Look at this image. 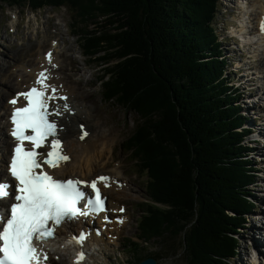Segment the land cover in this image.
Listing matches in <instances>:
<instances>
[{
    "label": "trees",
    "instance_id": "trees-1",
    "mask_svg": "<svg viewBox=\"0 0 264 264\" xmlns=\"http://www.w3.org/2000/svg\"><path fill=\"white\" fill-rule=\"evenodd\" d=\"M29 1L67 4L84 53L100 67L110 56L120 60L96 79L105 103L137 119L127 152L148 175L152 202L164 207L144 205V236L187 264H230L232 235L253 211L245 188L253 175L209 26L218 1L208 0L199 17L200 0ZM115 46L118 54L107 51Z\"/></svg>",
    "mask_w": 264,
    "mask_h": 264
},
{
    "label": "snow or ice",
    "instance_id": "snow-or-ice-1",
    "mask_svg": "<svg viewBox=\"0 0 264 264\" xmlns=\"http://www.w3.org/2000/svg\"><path fill=\"white\" fill-rule=\"evenodd\" d=\"M261 28L264 30V24ZM38 75L36 84L40 87L33 86L9 101L15 106L19 98L23 97L26 106L14 107L10 117L13 125L11 135L17 144L13 148L8 169L18 183L15 202L6 209L9 212L7 218L0 211V264H41V255L45 261L48 257L47 253L38 250L37 244L55 239V233L64 223L107 211L106 200L98 184L102 182L109 186L108 177L101 176L91 182L72 179L57 181L44 171L45 164L56 168L70 160L63 152L57 124L49 119L50 116L61 114L59 107L49 111V103L67 100V97L57 95V89L46 83L48 77L45 73ZM64 110L70 111L67 104ZM50 137L51 151L46 155L39 153L37 149L42 148ZM25 142L32 145L30 150L24 147ZM40 156H44L43 160L39 159ZM11 187L6 182H0V200L10 195ZM83 187L90 188L91 194L82 190ZM81 201H85L83 208L79 207ZM120 211L123 212V209ZM118 222L123 223V220ZM89 235L83 230L79 236L69 235L68 239L78 248L74 264H83L85 261L83 244Z\"/></svg>",
    "mask_w": 264,
    "mask_h": 264
},
{
    "label": "rangeland",
    "instance_id": "rangeland-1",
    "mask_svg": "<svg viewBox=\"0 0 264 264\" xmlns=\"http://www.w3.org/2000/svg\"><path fill=\"white\" fill-rule=\"evenodd\" d=\"M207 1L208 0H200L198 3H201V5H199L198 3L196 4V6H199L197 13H196L198 15V17L204 15L205 10H206L205 4L207 3ZM242 1L244 3V0H219V7L217 10L216 20L219 23L220 29H221L222 25H224V26H239L241 23V20L247 19V16H245L244 18L242 17V14L240 13V11L236 7L237 4L241 5ZM245 2L247 3L248 6L249 5L250 6L246 7L247 9H245V11H244L243 4L241 5V8L243 9V12H245V14L247 13V15H248V13H250V11H252V8H251L252 4H251L250 0H245ZM258 6H259V4L257 6H254V8L258 7ZM51 10H52L51 8H44L42 10L37 11L36 13H37L38 23H39V20H44L46 16L50 17V11ZM255 10H258V8ZM250 19H251V17H250ZM2 26L0 25V43L6 42L8 44L9 38L4 39L5 38L4 31L5 30ZM36 26H37V22H35V19H32L30 22V30L34 31ZM21 31H22V27L19 26L17 28V32L22 33ZM237 33L242 34L244 44L249 45L252 48L251 44H253V43L248 40L249 37L252 36V34H245V31L242 28ZM9 37H12V36H9ZM67 38H70L71 42H68L69 47H71L70 53L73 56L75 63L79 67H81V73L83 74V79L86 80L91 85V88L89 89V91L85 90L82 87V94H83V96H85L89 100L91 98H93V100L90 101V104L98 107V110L101 113V117L99 118L100 122L98 124H99V127H101L103 125L102 128L104 129L100 132V134H97V135H99L97 137L98 140L100 137V141L98 142L100 144H98L96 142L98 144L96 149L101 151L100 152L101 154L97 153V155L99 154V156L97 157V162L93 163L94 167L91 165H88V166H86V168H84V166H83V167H81L82 168V170H81V169H79V167L82 164L75 163L73 168H71L69 170V172L76 173L78 175H83V176H88L90 174L94 175L96 172L97 163L99 162V165H100L98 167V169L99 168L102 169L103 164L106 163V162L105 163L103 162L105 160H109V161L120 160L121 162L126 164V167H125L126 178L129 179L132 183H135L136 188L141 191V193L133 192V195L126 197V201H128L127 204H132V207L130 208L132 216L129 219V223L127 224V228L123 232V235H124V237H130V235L136 234L134 223L139 217V212H138L137 208H139V211H140V207L137 206L138 203L135 204L134 200L136 199V197H138V198H142L140 203L146 201L147 195H146V192L144 190H145V185L148 182L147 175L145 174V172H141V174L139 176L135 174V168L133 167L134 162L132 161V157H130V152H127V148H125V149L122 148V147H125V145H124L125 140L128 137H130V135L133 133L134 126H135L137 119H135L134 114L126 113L125 111L120 109L118 106H116V104L114 102L105 103L102 100L100 86H99V84L96 83V80H95V76L98 74V70L101 67L95 68L93 66V62L89 61V59L82 54V51L78 45V35L76 32H74L73 37L67 36ZM231 44H232V42L230 40L229 41L224 40L222 47L225 50V47L230 48L232 46ZM26 47L28 50L30 49L29 44H27ZM40 49L41 48H39L38 51ZM224 53H226V51ZM8 54L12 55V56H18L19 51L15 50V49H9ZM39 54H43V52L42 53L40 52ZM225 56H227V58L231 61H236V60L238 61L239 60L237 53L233 54L232 52H230ZM12 60H14V59H12ZM242 62H245V61L242 60ZM254 62H256V61H254ZM257 62H259L258 59H257ZM257 62H256V65H258ZM262 68H263V66L261 64L260 69H262ZM230 70H231V77L237 79L238 76L234 75L232 72L234 70V67L230 68ZM258 77H259L258 78L259 81L264 82V79H261L262 74H258ZM255 78H257V77L255 76ZM78 81H79V79H78ZM259 85H260V83H259ZM3 88H4V86H0V89L4 90ZM262 88H264V86ZM4 91H6V90H4ZM240 93H241V91L237 92V94H240ZM245 96H246V93L243 94V97H245ZM260 97H261V99L258 100L259 103H257L256 105H254V100L248 99V100H242L240 102L241 106L244 107L245 109H248V110L252 109V110H254V112H259V110H264V109H261V107H260V106H264V91ZM249 105H254V108H250ZM260 114H261L260 118L263 119L262 122L260 123V125L262 126L264 124V111H262V113H260ZM250 122L253 123V118H251ZM75 135L72 134L70 136L73 138V139H71L72 141L75 140V137H74ZM247 140H248V138H247ZM127 143H130V142L127 141ZM256 147H258L259 150L264 152V138L261 140V142L259 144H256ZM74 149L76 150L75 152L77 155L83 154L79 145L75 144ZM74 167L76 168V170ZM85 169L90 170V171H87ZM91 172H93V173H91ZM101 172H103V171H101ZM260 175L263 176V179H259L257 185H255L254 187H251V188L253 190H255L254 193H256V195L258 197V201L264 202V188L262 189V185H264V170L262 173H260ZM83 176H78V177L83 178ZM134 193L136 194V196H134ZM113 195L114 196H111L112 199H114L118 194L117 195L113 194ZM113 201L114 202L111 201L112 206L115 204V199ZM163 208L164 207H162L161 209H163ZM263 208H264V206H263ZM252 214H255V213H252ZM248 219L250 221L249 224L251 225V227L252 226L253 227L254 226L259 227V225H262L263 226L262 232L264 234V218H260V219H262L261 221H263V223L261 221H257V218L255 216H252L251 218H248ZM259 233H260V231H257V233H256V231L254 232V230L253 231L249 230L247 233L244 232L240 236L239 242L237 243V249H238L237 251L239 252V254H242L245 252V254H247V256H248L247 257L248 259L243 260L240 256H237L234 260H232L233 264H264V257L260 256V258L258 259L257 256L259 254H257V251L254 250V248L250 245L251 235L255 236L254 239L257 238V240H259L261 242L264 241L262 239V236H258ZM164 239L167 240L168 237H166ZM254 242H255V240H254ZM161 243L162 242L159 239L147 238L146 241H142L141 246L137 250V253L141 257L147 256L150 258V257L157 256V264H187L183 258L173 257L172 255H170V256L163 255L161 253V250H160ZM158 254H161L162 258H159ZM243 258H246V257L244 256ZM103 259H105V258H103V256H101L100 260L103 261ZM56 260H57V257H56ZM53 261H55V260H53ZM130 261L132 262V261H134V259L131 257L130 253L127 251V252H124V254L122 255V257L119 260L114 261L112 264H128ZM258 261H261V263H258ZM58 263H60V264H74L72 262V258L69 255H65L64 257H61L59 259ZM89 264H92V263H89ZM105 264H108V263L105 262Z\"/></svg>",
    "mask_w": 264,
    "mask_h": 264
},
{
    "label": "bare ground",
    "instance_id": "bare-ground-1",
    "mask_svg": "<svg viewBox=\"0 0 264 264\" xmlns=\"http://www.w3.org/2000/svg\"><path fill=\"white\" fill-rule=\"evenodd\" d=\"M247 2V1H246ZM246 2H244V3H246ZM243 3V1L241 2V5L242 4H244ZM259 4V6L258 7H255L254 8V6H257L258 4ZM257 4V5H256ZM240 5V6H241ZM251 8H254V12L256 13V14H261L262 13V11H263V9H264V0H253V3H252V6H251ZM258 8V10H255V9H257ZM245 15H247V13L245 14ZM242 29H244V31L246 32V26H244V27H242ZM248 34H251V33H248ZM251 36V35H250ZM249 41H251L253 44H251L252 45V48H254L255 47V44H254V40H253V37L251 36V37H249V39H248ZM248 41V42H249ZM261 41L263 42V44H264V36H262V39H261ZM226 42V41H225ZM224 43V42H223ZM29 51V50H28ZM8 56H10V58H11V56L12 55H9L8 54ZM45 62V60L44 59H39V61L38 62ZM35 69V65H33L32 66V68L30 69V71H29V74H25L24 75V77H28V76H30L31 75V73L33 72V70ZM0 72H5V68L4 67H0ZM25 72H26V69H25ZM23 77V78H24ZM14 80H15V78H12V77H10V76H8L7 77V82L4 84V85H2V86H4V88L6 89V91H4V90H2V89H0V106H5L6 104H5V97H6V95L9 93V92H11L12 90H14L15 89V86H17V84L16 83H14ZM90 131H91V134H90V136H88V138H86L84 141H82V142H80V141H78V139H77V137H78V134H74L75 136V140H71V138H69L68 140H66V142H64V147L66 148V152H67V154L69 155V157H70V160H69V163L68 164H64L63 166H61V167H59V169L57 170V171H55L54 173H58V174H61L62 176L63 175H65V174H75V175H78V174H76V173H72V172H69V168L71 167V168H73V166H74V164L75 163H80V164H82L80 167H79V169H81L82 170V168L81 167H83L84 166V168H86V166H88V165H91V166H93V163L94 162H97V157L99 156V154L97 155V153H100L101 151H99V150H97L96 148H97V140H98V136L99 135H97V136H95V139L94 140H92V133L94 132V129L93 128H90ZM70 136V135H69ZM100 138V137H99ZM75 144L76 145H79V147L81 148V150H82V155H77L76 154V150L74 149L75 148ZM4 146H6V144H5V140H4ZM101 154V153H100ZM92 163V164H91ZM79 164V165H80ZM75 168V167H74ZM67 169H69V170H67ZM75 170H76V168H75ZM85 170H87V169H85ZM79 171V170H78ZM87 171H90V170H87ZM69 172V173H68ZM91 173H93V172H91ZM93 176V174H90V175H88L87 177H92ZM66 177H68V176H66ZM65 177V178H66ZM77 177V176H76ZM107 192L109 193V195H110V198H111V196H114L113 194H119V192L117 191V190H112V189H109L108 188V190H107ZM114 199H112L111 198V201L112 202H114L113 201ZM111 207H113L112 205H111ZM70 229V230H69ZM69 229H67V228H65L64 226L63 227H61L60 229H58V236H60V240L58 241V243H57V247H58V249L60 250L62 247H63V249H64V240L65 239H68V237H69V235L70 234H73V231L74 230H78L79 229V226L77 225V224H71L70 225V227H69ZM114 232V234H117L118 233V229L117 228H115V230L113 231ZM108 237H109V235H108ZM69 240V239H68ZM101 241H103L102 239H96V238H93V237H91L90 239H88L87 240V243H86V246L88 245L89 246V248H91V247H93V246H95V245H98L99 246V248H100V250L101 249H103L104 247H106V244L107 243H105V244H99V242H101ZM105 241V240H104ZM93 242H96L95 244H93ZM50 246V245H49ZM51 247V246H50ZM56 246H53L52 248H53V251L55 252L56 250H58L57 249V247L55 248ZM67 251H68V254H71V255H73V257L75 258L76 257V255H77V251H78V248H77V246L75 245V244H73L72 243V245L70 246V247H68L67 249H66ZM238 249H236V251H237ZM51 253H52V251H51ZM56 254V253H55ZM54 254V255H55ZM258 254V253H257ZM90 263V259H89V262L87 263V264H89ZM92 264H94V262H91Z\"/></svg>",
    "mask_w": 264,
    "mask_h": 264
},
{
    "label": "water",
    "instance_id": "water-1",
    "mask_svg": "<svg viewBox=\"0 0 264 264\" xmlns=\"http://www.w3.org/2000/svg\"><path fill=\"white\" fill-rule=\"evenodd\" d=\"M137 264H157V261L155 259L152 258H147Z\"/></svg>",
    "mask_w": 264,
    "mask_h": 264
}]
</instances>
